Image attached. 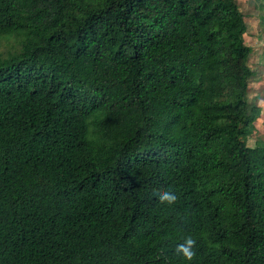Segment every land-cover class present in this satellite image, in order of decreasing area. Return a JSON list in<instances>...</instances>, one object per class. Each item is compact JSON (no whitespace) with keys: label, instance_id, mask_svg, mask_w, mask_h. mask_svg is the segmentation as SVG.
Wrapping results in <instances>:
<instances>
[{"label":"trees","instance_id":"1","mask_svg":"<svg viewBox=\"0 0 264 264\" xmlns=\"http://www.w3.org/2000/svg\"><path fill=\"white\" fill-rule=\"evenodd\" d=\"M248 26L238 0H0V264H264Z\"/></svg>","mask_w":264,"mask_h":264},{"label":"rangeland","instance_id":"2","mask_svg":"<svg viewBox=\"0 0 264 264\" xmlns=\"http://www.w3.org/2000/svg\"><path fill=\"white\" fill-rule=\"evenodd\" d=\"M238 2L242 7L244 13L246 14H250V13H254L255 11H258L257 5L261 3L264 4V0H238ZM252 15L247 16V21L249 22V26L253 25V23L252 24L250 23ZM251 28H254V26ZM246 42L248 43V45L252 46L253 48L250 62L253 68L255 69L254 76L250 83L249 97L251 102L258 104L261 107L257 119L258 118L264 119V27L261 28V32L259 33L257 32L249 33L246 36ZM6 46H7V42L3 41L0 44V50H5ZM256 121L254 122V124H256ZM252 130L253 128L250 129V131ZM250 131L247 133V135L244 136V139L249 145H257L260 141L264 140V136L259 135V133L256 132V130L253 132V134Z\"/></svg>","mask_w":264,"mask_h":264},{"label":"crops","instance_id":"3","mask_svg":"<svg viewBox=\"0 0 264 264\" xmlns=\"http://www.w3.org/2000/svg\"><path fill=\"white\" fill-rule=\"evenodd\" d=\"M257 7H258L257 8L258 11H255L254 13L246 14L247 16L248 15L250 16V15L254 14V15L251 16V20H250L251 21L250 23L251 24L253 23V25L248 26L247 35L249 33H251V32L259 33V32H261V28L264 27V25H263V23H264V4L263 3L258 4ZM241 9H242V7H241ZM253 26H254V28H251ZM255 127H256V129H255L256 132H258L259 135H263L264 136V119L263 118H258L257 119Z\"/></svg>","mask_w":264,"mask_h":264},{"label":"clouds","instance_id":"4","mask_svg":"<svg viewBox=\"0 0 264 264\" xmlns=\"http://www.w3.org/2000/svg\"><path fill=\"white\" fill-rule=\"evenodd\" d=\"M160 200L162 202L166 201L168 203H173L175 202L176 197L169 192H164L160 195ZM195 245L196 241L189 236L185 239V242L183 244H180L176 248V252L182 254L186 260L191 261L195 256V252L193 251Z\"/></svg>","mask_w":264,"mask_h":264}]
</instances>
